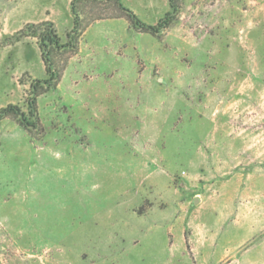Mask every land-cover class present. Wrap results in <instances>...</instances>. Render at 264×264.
I'll return each mask as SVG.
<instances>
[{
    "label": "rangeland",
    "instance_id": "374dc122",
    "mask_svg": "<svg viewBox=\"0 0 264 264\" xmlns=\"http://www.w3.org/2000/svg\"><path fill=\"white\" fill-rule=\"evenodd\" d=\"M71 1L0 0V264H264V0H81L35 116Z\"/></svg>",
    "mask_w": 264,
    "mask_h": 264
},
{
    "label": "trees",
    "instance_id": "16d2710c",
    "mask_svg": "<svg viewBox=\"0 0 264 264\" xmlns=\"http://www.w3.org/2000/svg\"><path fill=\"white\" fill-rule=\"evenodd\" d=\"M81 0L71 1V12L74 16L73 28L67 34L68 41L64 43L54 28L52 23H42L40 25H31L29 28L32 30L31 35H26V31H22L24 37H35L37 39L38 48L41 53L42 61L44 62L46 72L49 78L45 81L36 80L31 84L34 96L28 102L30 106V113L37 116L38 106L37 98L49 88L54 87L59 81L61 74L57 68L58 58L62 52L69 50L70 54H76L79 47V42L84 34L81 17L78 11V5ZM103 2H113L116 10L120 12L119 15L105 16L98 15L92 19L91 22H96L105 19L113 18H125L130 25L134 28H138L141 32L151 34L153 36H159L165 29H167L173 22L171 13H167L166 16L159 20L156 25H148L143 23L138 16L128 7L123 4V0H99ZM70 59V57L68 58ZM14 118L18 123L29 130L35 125L30 124L27 120L25 113H23L19 107L15 105H9L0 111V120L5 118ZM37 120H39L37 118Z\"/></svg>",
    "mask_w": 264,
    "mask_h": 264
}]
</instances>
